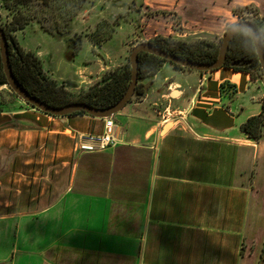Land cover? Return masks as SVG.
Wrapping results in <instances>:
<instances>
[{
	"label": "crops",
	"instance_id": "crops-1",
	"mask_svg": "<svg viewBox=\"0 0 264 264\" xmlns=\"http://www.w3.org/2000/svg\"><path fill=\"white\" fill-rule=\"evenodd\" d=\"M80 72L57 80L76 88L99 77ZM177 75L154 101L146 91L113 116L118 143L104 150L77 148L103 132L102 118L0 112V153L13 150V172L48 180L19 186L12 200L0 190V264H260L264 138L242 125L262 112L264 82L228 67ZM167 111L173 120H162ZM23 144L48 158H28Z\"/></svg>",
	"mask_w": 264,
	"mask_h": 264
},
{
	"label": "rangeland",
	"instance_id": "rangeland-1",
	"mask_svg": "<svg viewBox=\"0 0 264 264\" xmlns=\"http://www.w3.org/2000/svg\"><path fill=\"white\" fill-rule=\"evenodd\" d=\"M22 11L25 19L20 21H28V24L18 28L16 17L3 5V0H0V25L5 26L26 51L41 50L44 68L50 76L55 79L71 77L88 67L99 74L92 83H81L83 87H68L77 96L101 82L115 68L131 64L134 46L149 39L157 37L186 41L206 40L221 45L230 25L244 19L258 20L256 16L264 17V0H51L47 7L35 2ZM69 36L83 39V46L73 60H68L65 54V39ZM60 41L65 44V49ZM117 57H120L118 62ZM98 58L101 67L94 62ZM101 68L102 71H99ZM180 70L188 72L191 69H180L170 62H164L155 75L140 80L141 88L145 91L135 93L133 98L138 100L149 91L152 92L151 101H154L168 92ZM250 70L264 82L262 69ZM82 71L78 74L80 80L84 79V74L87 75ZM0 100L3 102L4 111L10 113L33 108L7 83L0 84ZM166 100L168 102L169 97ZM167 112L163 116L173 120L175 116ZM116 120L121 127L127 126L123 117L119 116ZM97 131L102 130L98 127ZM32 147L23 144V150L31 148L28 158H48L44 149L37 146L34 151ZM12 151H6L5 155L0 153V158H6L3 169L0 166V176H4L0 177V190L6 192L5 198L12 200L13 193L19 186L48 187V180L42 178L44 172L35 173L38 178L34 179L30 168L26 169L28 172L25 171L26 178L19 179L20 175L13 172L17 170L12 165ZM21 234H24V228ZM263 252L264 244L260 259Z\"/></svg>",
	"mask_w": 264,
	"mask_h": 264
},
{
	"label": "trees",
	"instance_id": "trees-1",
	"mask_svg": "<svg viewBox=\"0 0 264 264\" xmlns=\"http://www.w3.org/2000/svg\"><path fill=\"white\" fill-rule=\"evenodd\" d=\"M35 2L47 7L51 3V0H3V5L16 17L15 22L18 24V28H23L28 24V21H20L21 19H25L22 10ZM256 17L258 20H248L255 24L262 40H264V17ZM1 26L13 41L10 43L13 46V51L10 49V59L14 74L31 94L52 106H62L71 102H86L98 107H107L122 98L131 82V64H126L125 66L115 68L101 82L89 87L88 90L82 92L80 95L75 96L68 88L70 86L74 87V84L68 81L60 82L50 76L46 72L39 56L35 52L26 51L18 43L15 36H12L5 26ZM148 41L170 53L199 62L214 61L218 57L220 50V44L206 40L186 41L183 39L156 37ZM66 46V58L73 60L83 46V39L80 37H71L67 40ZM237 61L241 64L232 65V62ZM164 62L169 61L149 52L143 51L140 53L139 83L135 93H144L145 90L141 88L142 83L140 80L155 75ZM172 64L180 69H189L175 63ZM223 67L232 68L235 71H244L250 73L253 77H255V74L250 69H262L253 39L247 31H239L236 33L230 43L228 58ZM6 83L7 77L3 69L0 52V84ZM3 111V102L0 100V112ZM74 114L87 113L79 111ZM242 131L256 141L264 138V102L262 112L247 119L242 125Z\"/></svg>",
	"mask_w": 264,
	"mask_h": 264
},
{
	"label": "water",
	"instance_id": "water-1",
	"mask_svg": "<svg viewBox=\"0 0 264 264\" xmlns=\"http://www.w3.org/2000/svg\"><path fill=\"white\" fill-rule=\"evenodd\" d=\"M239 31H247L254 42L259 60L261 62L263 76H264V44L260 33L258 32L255 24L250 20H242L240 22L230 25L227 32L220 45V50L218 57L212 62H199L190 60L187 58L180 57L176 54L170 53L163 48L156 46L150 41H144L132 49L131 53V82L122 96V98L107 107H98L90 105L86 102H71L62 106H52L49 103L43 101L39 97L31 94L18 80L14 74L13 67L10 59V43L12 39L8 37L4 28L0 25V52L3 62V69L7 77V84L11 89L24 101L29 103L36 109L51 114L53 116H69L79 111H84L88 115L97 118H106L114 116L116 113L120 112L134 97L136 92V87L139 83V70H140V53L149 52L160 57L167 59L169 62L187 67L192 70H198L201 72L214 71L224 66L228 58V51L232 39L235 37L236 33ZM239 61L232 62V65H240ZM260 264H264V252L260 260Z\"/></svg>",
	"mask_w": 264,
	"mask_h": 264
},
{
	"label": "built area",
	"instance_id": "built-area-1",
	"mask_svg": "<svg viewBox=\"0 0 264 264\" xmlns=\"http://www.w3.org/2000/svg\"><path fill=\"white\" fill-rule=\"evenodd\" d=\"M166 117V116H165ZM164 117V120H168ZM113 116L104 118V130L98 135L79 137L77 148L84 151L104 150L109 146L117 145L118 139Z\"/></svg>",
	"mask_w": 264,
	"mask_h": 264
},
{
	"label": "flooded vegetation",
	"instance_id": "flooded-vegetation-1",
	"mask_svg": "<svg viewBox=\"0 0 264 264\" xmlns=\"http://www.w3.org/2000/svg\"><path fill=\"white\" fill-rule=\"evenodd\" d=\"M69 38H71L70 36L67 38V39H65V42H66V45H67V40L69 39ZM62 39V38H61ZM60 39V40H61ZM62 40H64V39H62ZM263 41V44H264V40H262ZM10 49L13 51V46L12 45H10Z\"/></svg>",
	"mask_w": 264,
	"mask_h": 264
}]
</instances>
